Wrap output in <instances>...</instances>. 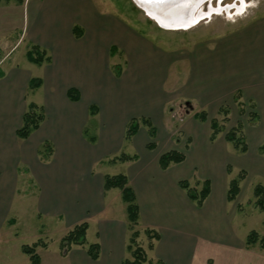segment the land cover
<instances>
[{"label": "crops", "instance_id": "1", "mask_svg": "<svg viewBox=\"0 0 264 264\" xmlns=\"http://www.w3.org/2000/svg\"><path fill=\"white\" fill-rule=\"evenodd\" d=\"M33 4L30 24L18 42L23 38L44 49L50 62L35 65L26 58L27 63L0 74V229L15 225L22 200L31 197L37 217L64 218L69 228L86 223V235L93 229L95 238L87 244H98L99 257L92 260L85 247L74 246L64 253L68 264H122L129 239L126 205L118 189L104 190V179L124 175L139 209L137 228L145 237V230L159 235L152 249L146 248L145 264H230L228 254L254 264L255 252L231 232L227 200L232 171L225 154L247 155L248 146L237 153L224 135L211 140L209 123L226 100L231 107L236 99L247 108L252 105L257 120L247 124L245 136L258 154L264 142V5L229 31L218 24L196 31L191 46L175 58L91 0ZM111 58L121 61L118 74L109 67ZM176 61L190 64L194 75L191 91L175 96L166 83ZM32 79L40 81L34 90L29 89ZM208 99L216 102L212 116L203 111ZM181 103L189 108L184 115L175 111ZM29 104L42 108L44 120L27 139H19L16 132ZM199 112L206 120L195 118ZM138 119L150 121L153 140L147 125L139 123L136 134L125 140L127 126ZM126 142L131 153L123 155L135 159L119 161ZM149 143H154L151 149ZM45 144L51 154L43 160ZM170 151L185 159L161 169L159 159ZM255 157L250 156L254 171L264 177V162ZM189 158L200 161L193 169L201 173L193 181L210 184L201 206L179 185L195 176L185 171ZM106 165L123 166V173L108 174Z\"/></svg>", "mask_w": 264, "mask_h": 264}, {"label": "rangeland", "instance_id": "2", "mask_svg": "<svg viewBox=\"0 0 264 264\" xmlns=\"http://www.w3.org/2000/svg\"><path fill=\"white\" fill-rule=\"evenodd\" d=\"M21 1L22 2H17L16 0H0V74L15 64H20L21 66L22 64L27 63L26 53L32 47L27 41H23V38L20 39L19 42L18 40L23 29H26L28 24H30L33 14L34 0ZM24 1L25 6L23 5ZM69 1L76 2V0ZM91 2L97 4L99 8L108 14L118 17L122 16L125 21L132 25V28H137L138 32L145 34L149 41L153 43L156 42L158 47L171 53V56L175 58L180 54L179 51L185 48L184 46H191L194 38L193 33L196 31L200 32L202 29L209 27L210 25L217 24L221 31L225 30V28H227L225 31H229L231 26L242 21V17L248 18V16L263 9L264 5V0H212L202 4L198 11L199 13H202V15L199 14V16L201 15L200 21L194 26L182 29H165L149 17L133 0H91ZM28 4L29 6H27ZM210 10L213 12L207 15ZM205 15L207 17H202ZM205 35L208 36L209 31L206 32ZM158 41L162 42L158 43ZM13 46L15 47L14 49H12ZM6 53L8 55L3 57ZM120 62L119 59L111 58L109 61V67L112 66L114 70V68H118L117 64H120ZM156 70L152 66L151 71H154L152 73L153 75L156 74ZM193 73L194 68L192 69L190 64L176 61L169 72L166 90L170 91V93L175 96L176 94L179 95L191 91L189 82L192 80ZM236 100V106L233 107L230 105L231 101L226 100V104L221 106L217 112L214 119L222 129L215 137L216 140L219 141L228 131L236 128L237 122L242 125L241 129L238 128L236 137L237 142L244 141L243 143L248 146L247 155H236L232 150H228L225 156L227 159L228 155L230 156L228 163L230 164V169L232 171V178H236L240 171L246 173L245 179L239 184L240 191L238 195L234 200L229 201L231 204L229 207L230 215L231 218H233L231 232L238 238V240H243L242 242L245 244L246 236L252 231L255 232L257 241L264 237V211L260 210L257 206V198L254 194V189L257 185L264 187V177H261L254 171L256 169L254 168L255 162L250 158L251 156L255 159V156H257L262 158L261 160L264 162V153L260 151L259 147L258 154H256V151H254L255 147H252L253 145L249 141V136L246 137V132L249 128L247 124L254 123V121L257 120L256 113L251 107L252 105L247 108L243 103L242 106V104ZM175 101L176 99H174V102ZM195 104L198 108V103L196 102ZM215 104L216 102L212 103V99H208L207 102L205 101L204 103L205 107L203 111L208 116H212L209 114H211L212 108H214L213 105ZM177 110H180L181 113H179L184 115L185 111H189V108L181 103L180 106L176 105L175 111ZM143 122V119H138L139 124L144 125ZM91 125H93L92 122L90 123V126ZM127 144V142L124 144V147L118 155H123L122 152L131 153L128 150V146H126ZM229 144L233 147L231 143ZM229 149H231V147ZM233 149L237 151V153H241L238 149H235L234 147ZM248 154H250L249 157ZM197 161L200 163L199 160ZM198 162L189 158L183 164L185 165V171H187L188 175L190 174L188 169H191L190 171L195 175L187 181L190 190L194 192L200 191L203 183V181H193V179L201 173V168L198 169V172L200 173H197L193 169L195 165H198ZM237 166L246 168L247 172L241 170V168H238ZM106 167H108V169L105 168L108 174H119L123 173L124 170V167L120 165L111 167L106 165ZM95 169L96 167L94 170ZM108 197L109 193L106 194V199ZM18 199L19 197L17 200ZM22 203L24 205L21 210L19 207L16 216L17 222L15 225L10 226L5 224L0 229V264H31L29 257L22 251L24 246L33 247L34 254L39 258L38 264H68L67 260L64 258V253L68 252L74 246H71L66 252L60 247L61 239L72 229L68 227V222L64 218L59 220L56 218L37 217L34 213V203L31 197H25V199L22 200ZM206 227L212 230V225H207ZM136 230L139 231L138 228ZM92 238H95V233H93V229L91 230L90 228L87 235H85L86 243L91 242V240H93ZM146 238L147 237L143 236L142 232L139 231L136 243L145 250L144 252H146L149 243ZM245 248L255 252V256L253 255L250 262L253 261L254 264H264V249H261L258 242L250 246L245 244ZM204 251H207V249ZM225 251L230 253L228 250ZM235 251L238 250L236 249ZM226 259L230 264H244L247 261V258L244 257L237 258V254H228Z\"/></svg>", "mask_w": 264, "mask_h": 264}, {"label": "trees", "instance_id": "3", "mask_svg": "<svg viewBox=\"0 0 264 264\" xmlns=\"http://www.w3.org/2000/svg\"><path fill=\"white\" fill-rule=\"evenodd\" d=\"M17 2H22L21 0H16ZM75 35L78 36L77 28H74ZM31 49L26 53V58L28 61L35 65H42L43 63H49V56L46 54V51L41 49L38 46L31 45ZM116 74H118V69H116ZM40 85V81L37 79H32L30 82L29 89L34 90ZM69 95L72 99H75V96H72V91L69 92ZM94 111L91 110V114ZM195 118L199 121L206 120V114L204 112L196 113ZM44 120V112L41 107H38L34 104H29L26 111L22 117V125L17 130L16 135L19 139H27L29 135L37 130L40 124ZM144 124L147 125L150 138L153 140L155 138V129L147 119H143ZM138 120H132L127 126V130L125 133V140H130L138 130ZM211 127V140L221 131L222 127L218 125V122L213 119L210 122ZM241 123H237L236 128L228 131L225 135V139L227 142L231 143L235 149H238L239 152L244 153L247 151V146L244 141L237 142V131L238 128L241 129ZM154 143H149L148 148H152ZM260 151L264 153V142L260 146ZM40 154V153H39ZM51 154V147L48 144H45L43 150L41 151V158L46 160ZM135 156L126 157L122 155L117 160L119 161H131L134 160ZM185 156L182 153L170 151L163 154L159 159V165L161 169H166L171 164H177L183 162ZM246 173L244 171H240L236 178H232L229 181L228 189H227V200L232 201L238 195L240 189L239 184L242 180L245 179ZM180 187L184 189L187 193L188 198L195 203L197 206H201L204 200L207 198L210 192V184L207 180L203 181L202 187L200 191L194 192L190 190L188 182L183 181L179 183ZM110 189H118L121 193V199L123 203L126 205V214L128 221V230L130 232L129 239L127 241L126 251L127 258H125L122 264H145L147 262V258L144 252L145 250L142 247L138 246L136 240L139 236V231L136 230L138 226L139 220V209L136 203V198L133 190L128 185L127 178L124 175H116V176H106L104 179V190ZM254 194L257 198V206L260 210L264 211V187L257 185L254 189ZM87 231V224L82 223L79 225H75L72 229L61 239L60 247L66 252L71 246H83L86 248V252L88 256L92 260H96L99 257V246L98 244H87L85 240V235ZM145 235L148 240V249H152L153 241L157 240L159 235L152 230H145ZM259 243L261 249H264V237L257 241L255 232H251L246 236L245 244L247 246L253 245L255 243ZM33 247L22 248V251L25 255L29 257L31 264H38L39 258L34 254Z\"/></svg>", "mask_w": 264, "mask_h": 264}, {"label": "bare ground", "instance_id": "4", "mask_svg": "<svg viewBox=\"0 0 264 264\" xmlns=\"http://www.w3.org/2000/svg\"><path fill=\"white\" fill-rule=\"evenodd\" d=\"M155 1L156 2L152 1V3L148 4L149 9L151 8V6L153 7L155 5L153 7V12H148V14L153 20L156 19L158 21V24L165 29L190 28V26L192 27L198 23V21L200 20V16L202 15V13L198 12L200 8L196 10V7L191 11V15L188 12L191 7H194L195 0L174 1L175 4H172V1L170 0ZM169 2H171V4H169ZM157 3H160V7ZM161 6L163 8H161ZM211 12L213 11H208L207 15H209ZM182 13L183 15L180 17ZM199 14L201 15L199 16ZM187 15L189 16L188 18ZM202 17L207 16L205 15Z\"/></svg>", "mask_w": 264, "mask_h": 264}, {"label": "water", "instance_id": "5", "mask_svg": "<svg viewBox=\"0 0 264 264\" xmlns=\"http://www.w3.org/2000/svg\"><path fill=\"white\" fill-rule=\"evenodd\" d=\"M135 3H136V5H138L148 16H149V14H148V12H153V7L155 6H151V8L149 9V7H148V4H150V3H152V1H154V2H156L155 0H133ZM163 1H165V0H163ZM170 1H172V4H175L174 3V1H180V0H170ZM209 1H212V0H195L194 1V7H191V9L190 10H188V12H189V14L191 15V11L193 10V8H195L196 7V10L197 9H199L201 6H202V4H204L205 2H209ZM219 1V0H218ZM140 3V4H139ZM158 5H159V7H160V3H157ZM169 4H171V2H169ZM161 8H163L162 6H161ZM152 10V11H151ZM155 10V9H154ZM188 14V15H189ZM183 15V13L180 15V17ZM187 15V18L189 17ZM150 17V16H149ZM155 21H156V23L158 24V21L155 19ZM200 21V20H199ZM159 25V24H158ZM191 27V26H190Z\"/></svg>", "mask_w": 264, "mask_h": 264}]
</instances>
